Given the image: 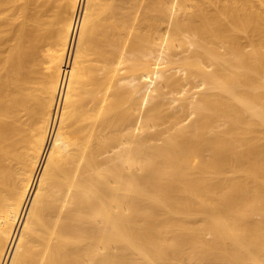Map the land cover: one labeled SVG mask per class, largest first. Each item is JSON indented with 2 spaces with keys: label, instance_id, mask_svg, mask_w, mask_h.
Here are the masks:
<instances>
[{
  "label": "bare ground",
  "instance_id": "1",
  "mask_svg": "<svg viewBox=\"0 0 264 264\" xmlns=\"http://www.w3.org/2000/svg\"><path fill=\"white\" fill-rule=\"evenodd\" d=\"M0 264H264V0H0Z\"/></svg>",
  "mask_w": 264,
  "mask_h": 264
}]
</instances>
